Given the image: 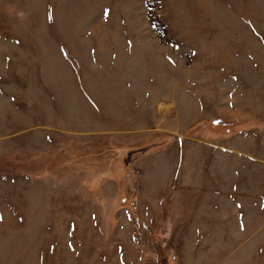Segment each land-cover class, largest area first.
I'll list each match as a JSON object with an SVG mask.
<instances>
[{
    "label": "rangeland",
    "instance_id": "obj_1",
    "mask_svg": "<svg viewBox=\"0 0 264 264\" xmlns=\"http://www.w3.org/2000/svg\"><path fill=\"white\" fill-rule=\"evenodd\" d=\"M0 264H264V0H0Z\"/></svg>",
    "mask_w": 264,
    "mask_h": 264
},
{
    "label": "clouds",
    "instance_id": "obj_2",
    "mask_svg": "<svg viewBox=\"0 0 264 264\" xmlns=\"http://www.w3.org/2000/svg\"><path fill=\"white\" fill-rule=\"evenodd\" d=\"M18 15L22 17L24 14L21 12V13H18Z\"/></svg>",
    "mask_w": 264,
    "mask_h": 264
}]
</instances>
